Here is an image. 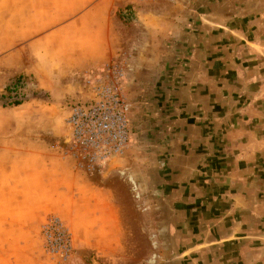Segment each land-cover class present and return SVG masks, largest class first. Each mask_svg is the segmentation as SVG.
<instances>
[{
  "label": "rangeland",
  "instance_id": "374dc122",
  "mask_svg": "<svg viewBox=\"0 0 264 264\" xmlns=\"http://www.w3.org/2000/svg\"><path fill=\"white\" fill-rule=\"evenodd\" d=\"M34 2L0 0V93L18 75L12 59L23 56L27 65L34 63L29 52L25 56L17 51L22 42L15 44V37L40 35L21 28L24 23L18 21L36 15ZM113 6H118L117 18L129 27L140 7L146 19L167 20L180 13L190 26L179 37L166 33L155 43L161 50L162 74L159 80L152 73L139 75L145 87L138 89L147 99L140 108L131 106L133 141L122 156L90 161L68 140L64 124L68 105L87 101L89 89L76 88L66 95L58 88L50 94L24 75L25 101L0 105V264H216L203 237L209 230L206 225L216 222L214 210L220 206L221 172L214 167L226 158L205 155L196 142L209 133L215 148L219 134L231 140L235 135L248 152L252 134L264 131V0H113ZM49 7L43 13L54 24L46 30L66 21L54 20L55 11ZM215 21L225 25L217 28ZM16 22L21 24L15 27ZM20 29L22 33L17 32ZM238 36L257 41L249 44ZM39 47L33 50L40 52ZM201 69L208 73L201 75ZM131 76L124 75L122 84ZM140 112H146L141 119ZM180 115L187 119L198 115V120L175 123L174 117ZM185 133L187 138H181ZM28 146L58 150L107 194L102 201L39 200L42 197L35 195L39 179L31 177L36 171L12 169L19 166L13 163H21L19 155L17 161L12 160L16 155H6ZM122 158L128 159L127 170L121 167ZM191 163L192 169L186 167ZM52 219L61 222L67 251L55 248L53 236L52 244L48 241L45 225Z\"/></svg>",
  "mask_w": 264,
  "mask_h": 264
},
{
  "label": "crops",
  "instance_id": "0c3cea01",
  "mask_svg": "<svg viewBox=\"0 0 264 264\" xmlns=\"http://www.w3.org/2000/svg\"><path fill=\"white\" fill-rule=\"evenodd\" d=\"M50 2L35 0L33 7L38 10L36 15L30 19L25 16L18 20L24 23L21 28L24 27L25 30L30 29L32 33L40 34L34 39L15 37L16 45L22 42L21 47L19 46L20 50L17 51L24 53L25 56L29 52L34 63L27 65L23 56L17 59L18 63L16 58L12 59L14 63L12 67L18 70L16 73L30 75L35 79L38 87L50 94L58 88L66 95L68 91L76 88L88 90L91 84L103 79L106 66L115 64L116 68L122 72V78L124 75H132L129 78L131 84L123 82L125 86L122 85L130 99L131 106L140 108L141 105H145L144 101L147 99L143 94L140 95L142 90L138 89V86L145 87V83L142 82L144 84L141 85L138 79L140 73H152L153 77L159 75L158 80L162 74L160 70L161 50L158 51L154 47L155 43L161 41L166 33L169 37L173 34L179 37L183 34L182 30L190 26L180 13L167 20L146 19L147 15L143 17L140 7L136 8L134 24L129 27L117 18L118 6H113V0H51ZM50 4L52 6L49 7ZM48 7L55 11L51 16L54 20L64 18L62 21H66L63 23L58 21L54 28L46 30L54 24H51L52 20H49L43 13ZM178 11L177 8L174 9L175 13ZM20 24L16 22L15 27ZM203 25L206 26L201 23V26ZM214 25L218 28L223 27L225 23L215 21ZM65 29L69 32L66 33ZM21 30L17 32L22 33ZM54 31L59 32L58 37L54 35ZM238 37L245 39L249 44L257 41L255 37L252 39L245 36ZM54 38L57 40L50 43L48 39ZM129 41L132 44L131 48ZM38 44H40V52H35L34 46ZM16 45L15 48H19ZM122 45L124 48L121 47ZM148 51L152 52L151 56ZM14 56L16 57V53ZM118 56L120 61H115ZM10 57L13 58L12 53ZM201 71L200 74L204 76L208 73L203 72L202 69ZM72 75L76 78H72ZM77 80L79 82L76 83ZM150 109L149 107L148 110ZM143 113L146 112H140V119ZM197 116H190L188 119L185 116L180 115V118L176 116L174 122H193L198 120ZM159 120L156 119V122ZM144 121L147 120L144 119ZM147 135L144 134V136ZM252 135L254 142L248 152L241 147L238 143L240 139L235 135L231 140L226 139L224 133L219 134V141L216 140L219 146L215 148L210 144L209 133L202 134L200 141L196 142L201 143L205 155L215 154L223 159L226 158L221 162L218 161L219 166L214 167L215 170L221 172V177L217 182V185L222 187L217 198L220 206L218 210H214L217 214L214 218L216 222L206 225L210 226L203 237L207 242V252L211 255L210 260L215 261L216 264H264V131L259 134L254 132ZM180 137L187 138L186 133ZM19 150H10L5 154L19 155V158L16 155L12 160L17 161L18 158L21 163H13L19 166L12 169H22L26 172L36 171L31 177L39 179L38 192L35 193L36 196L42 197L39 200L46 198L48 202L56 201L66 204L76 203L82 197H85L83 199L88 202L89 198L94 197L102 201L103 196L107 194V190L102 187L91 185L92 182L88 177L73 166L69 157L60 155L58 150L39 146H28ZM189 151L188 148L185 154H189ZM2 153L3 151H0V154ZM7 160L11 163L10 156ZM119 161L121 167L127 170L128 159L122 158ZM186 167L192 169L194 166L191 163ZM215 229H217L216 236L214 235ZM210 260L208 259V263Z\"/></svg>",
  "mask_w": 264,
  "mask_h": 264
},
{
  "label": "built area",
  "instance_id": "2783aa9c",
  "mask_svg": "<svg viewBox=\"0 0 264 264\" xmlns=\"http://www.w3.org/2000/svg\"><path fill=\"white\" fill-rule=\"evenodd\" d=\"M121 79L120 69L110 64L105 67L103 79L89 86L87 101L68 105L64 118L68 140L90 161L103 163L122 156L132 144L131 103ZM50 221L45 225L49 243L53 240L55 248L67 251L61 222L58 219ZM52 231L54 234L49 235Z\"/></svg>",
  "mask_w": 264,
  "mask_h": 264
},
{
  "label": "trees",
  "instance_id": "16d2710c",
  "mask_svg": "<svg viewBox=\"0 0 264 264\" xmlns=\"http://www.w3.org/2000/svg\"><path fill=\"white\" fill-rule=\"evenodd\" d=\"M26 83L27 80L24 75L18 74L14 80L5 87L4 92L0 93V105H19L24 102L25 98L21 95L23 94Z\"/></svg>",
  "mask_w": 264,
  "mask_h": 264
}]
</instances>
